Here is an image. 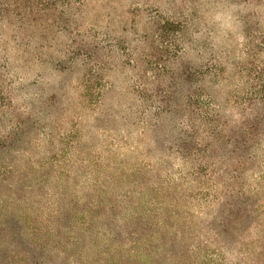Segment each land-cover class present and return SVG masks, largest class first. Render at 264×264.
Masks as SVG:
<instances>
[{
  "label": "rangeland",
  "instance_id": "obj_1",
  "mask_svg": "<svg viewBox=\"0 0 264 264\" xmlns=\"http://www.w3.org/2000/svg\"><path fill=\"white\" fill-rule=\"evenodd\" d=\"M44 2L0 23V264H264V0Z\"/></svg>",
  "mask_w": 264,
  "mask_h": 264
},
{
  "label": "trees",
  "instance_id": "obj_2",
  "mask_svg": "<svg viewBox=\"0 0 264 264\" xmlns=\"http://www.w3.org/2000/svg\"><path fill=\"white\" fill-rule=\"evenodd\" d=\"M45 0H0V23H12V20L15 18H17L16 20L20 21L21 23H23L25 20H27V18H29L32 14H35L38 17H42L43 13L45 11V9L41 8L43 6H45L44 4L46 2H44ZM38 4H40V8L38 7ZM37 6V8L35 9V7ZM194 99L199 98V96H193ZM196 97V98H195ZM200 101V100H199ZM213 99L210 97L208 98V102L209 104H213L212 103ZM197 104H199V102H197ZM210 106H206L205 110L203 112L202 118H205V121L207 122L209 127L215 128L214 130H219L220 129V125L222 126H229L228 122L222 123L221 122V117L219 114V111H215L214 113H212L213 111L211 109H209ZM219 108V107H217ZM220 119V120H218ZM239 130H241L243 133L241 134L242 137L240 136V141H236L238 144V149H250L249 144L252 145H257L260 144L261 146L263 145V139H264V134H260L259 131V124L258 121L256 122V119L252 120V123H245L243 122L241 124V126H238ZM220 134H217V136ZM216 137V135H215ZM136 234L133 232L131 234H129V237H134ZM147 242L142 243L143 245H145ZM131 249H127V245H122V244H118L115 247V251H113L114 254H117L119 257H124L125 254H129V257H135L137 258L138 262H143L144 260L149 259V257L144 258V253L141 251V246L139 247V243L138 242H134L131 241ZM149 248V247H147ZM151 248V247H150ZM127 249V250H125ZM99 250V247L97 246V244H95V242L93 243V245L91 246V248H88V251H96ZM110 252H102L101 256L99 257L100 260H95V261H91V263L88 262V264H101L104 260V255H109ZM111 264H124L122 262V260H118V261H113Z\"/></svg>",
  "mask_w": 264,
  "mask_h": 264
}]
</instances>
